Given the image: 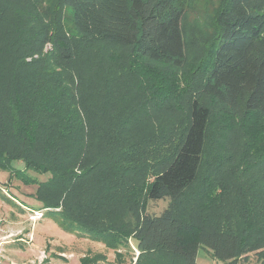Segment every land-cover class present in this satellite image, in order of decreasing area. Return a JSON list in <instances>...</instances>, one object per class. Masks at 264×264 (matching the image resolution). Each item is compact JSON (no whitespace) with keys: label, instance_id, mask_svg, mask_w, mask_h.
<instances>
[{"label":"trees","instance_id":"1","mask_svg":"<svg viewBox=\"0 0 264 264\" xmlns=\"http://www.w3.org/2000/svg\"><path fill=\"white\" fill-rule=\"evenodd\" d=\"M178 1L53 0L42 6L34 0H0V115H5L0 122L6 123V130H0V168L12 169L28 187L37 186L34 197L43 217L78 238L103 243L115 252L114 264L125 261L122 248L133 250L129 239L137 240L139 253L132 264H197L200 248L217 261L234 264L247 247L242 235L254 229L256 191H250L238 216L249 227L242 235L238 226L203 232L183 217L178 203L200 178L210 134L218 133L213 145L220 148L234 132L247 137L249 150L262 140L256 127L264 122V0H221L217 33L187 69L189 41L183 25L189 4ZM99 41L131 55L127 68L109 70L116 89L132 85L139 91L140 85L149 95L148 105L169 107L170 113L190 104L181 133L176 136L173 125L163 126L166 132L159 138L130 135L141 133L153 117L147 109L137 116L114 115L117 100H103L101 114L90 112L101 99L93 90H99L97 75L103 70L95 71L101 55L87 63L82 48ZM46 44L53 50L44 53ZM76 65L80 71L74 75ZM158 150L167 158L144 160ZM254 151L264 163V148ZM261 158L253 165L262 166ZM12 162H22L26 171H15ZM124 163L127 168L121 171L129 174L124 186L146 190L149 201L168 198L170 203L153 214L138 210L142 192L125 197L131 221L124 220L128 214L117 218V230L109 225L111 217L104 219L108 199L96 209L84 201L85 187L84 193L70 187L77 180L82 187L86 181L109 187L116 177L114 164ZM36 174L49 177L41 182ZM204 184L205 196L216 201L215 182ZM3 191L0 199L7 198ZM66 192L71 200L62 204ZM94 257L84 256L81 264L108 262L106 254Z\"/></svg>","mask_w":264,"mask_h":264},{"label":"rangeland","instance_id":"2","mask_svg":"<svg viewBox=\"0 0 264 264\" xmlns=\"http://www.w3.org/2000/svg\"><path fill=\"white\" fill-rule=\"evenodd\" d=\"M34 1L42 6H51V4L54 3L53 0ZM184 1L189 4L183 25L186 39L189 41L187 69L190 63H197L199 61L204 55L205 50L209 47L210 42L214 39L217 33L215 26L216 12L220 9L223 1L220 3L221 0H179L178 3H184ZM44 20H46V18H44ZM76 39H80V37ZM82 49H87L83 55V59L87 63L90 59L95 60L96 56L100 54L101 59H98L100 60V68H96L95 71L100 72L103 70V72H101L103 75H97L101 78L99 90H93L94 97H101L100 101H98L94 107L95 111L100 112H90L101 114L103 112L101 111L103 109V100H117V104L113 107L116 110L114 115L125 117L129 113L137 116V113L147 109L148 115H152L151 117H153L152 122H150L149 119L146 121L148 122V126L144 130H141V133H130V135L145 133L146 136L151 137L150 139H154L157 135L159 138L163 129L164 132H166L163 126L169 127L173 125L176 136L177 133L183 131L185 119H189V103H185L178 113H170L168 112L169 107L158 110L152 103L148 105L146 100L149 98V95L148 98L144 96L145 92L140 88V85L138 86L139 91L132 85L129 87L122 86V88L116 89L117 85L113 80L114 76L109 74V70L114 67L127 68L128 64L126 62H129L131 59L130 53H124L121 50L122 48L117 44L100 41L98 43L87 44ZM51 50H53L52 44H46L44 53H48ZM28 60L31 61V59ZM78 71H80V65L75 66V70H73L74 75ZM93 77L91 76L92 84L96 81ZM112 81L114 82L113 86L111 85ZM4 116L5 115H0V118L3 120ZM259 123L261 126L256 127V131L261 133L262 140H259L255 145L251 144L249 147L252 150L248 149L247 137L243 133H230L227 142H221L224 148L213 145L214 141L219 137L218 133L210 134V141L208 143L207 153H205V163L202 167L200 178L196 184L189 189L186 197L181 198L178 203L179 210L183 217L189 218L203 232L206 230H223L238 226L241 229L242 235L243 230H249V227L245 222L238 221L240 210L244 208V201L250 199V191L258 192V203L252 214L254 229L248 235H242L247 247L244 249V253H242L238 261L234 264H264V163L262 162V158L258 157L254 151L264 148V122L259 121ZM5 124L4 122H0V130H6ZM248 141L250 143L249 139ZM158 142L159 141H155L153 144L155 145ZM4 145H6V142H4ZM210 147H213L212 151ZM165 158H167V153L161 154L158 150L156 154L148 152L144 160H151L152 163ZM259 158H261L259 160L260 164H263L257 167L253 164L256 163L257 165ZM127 163H124L125 166L123 167L114 164L113 170L116 173V177H113V183L110 182L109 187L102 186L100 182L94 183L90 181H86L82 187V185H79L80 181L78 180L73 185L74 188L73 186L70 187L76 190V193L79 191L78 188H82L83 192V188L85 187L87 191L86 196L88 198L85 196L84 201H86L87 204L88 200L92 207L94 206L96 209L103 207V203L108 199L109 208L108 212H104V216H106L104 219H107L108 216L111 217L109 225L117 230L120 229L121 223L116 219L126 216L128 211L132 210L130 203L125 202V197L130 198L142 192L140 194V206L138 210L144 211L147 209L148 212L153 214L162 213L170 203V199L168 198L161 201H149L148 195L145 192L146 190L142 189L140 192H138V190L132 192L131 188L124 186L123 181L129 174L124 175L121 170H123L124 167L127 168ZM12 168L15 171H26L22 162H14ZM29 174L35 173L30 172ZM36 175L33 176L38 177L41 182L47 181L49 177L47 175ZM208 179L215 182L214 192H212V194L216 197V201H212L210 197L205 196L204 183L207 182ZM0 189L4 190L3 193L5 196H10V198L9 196L7 197L8 199L5 197L0 199V208H5V210H20L18 207L20 205L17 204V202L24 204L28 208V214L27 218L23 220L25 222L23 225L27 227L29 231L35 225L36 232H34V234L37 235V243L39 244L42 241L41 248L37 250H41L42 253L44 252L45 258L41 259L42 253L38 256L39 252L36 251L35 257H38L27 264H68L69 262L70 264H81L84 256L91 255L92 259H95V254L100 253V255H103L110 253L103 243L78 238L71 233H67L54 220L52 221L44 218L43 211L39 210L41 208V203L34 197L37 193V186H26L24 182L13 173L12 169L0 168ZM124 191L128 193L124 194ZM79 198H81V196H79ZM60 200L62 204H68L71 200V193H64ZM37 214L42 216L40 217ZM124 220L127 222L131 221L130 215L128 214ZM13 239L17 241L18 238ZM128 241H130L129 244L134 252L122 248V254L126 256L125 263L123 262L124 264H132L133 259L131 258H134L135 262L139 256L135 247L137 245V240L129 239ZM53 242L56 246L51 244ZM197 264L227 263L215 260L209 251L200 248Z\"/></svg>","mask_w":264,"mask_h":264},{"label":"crops","instance_id":"3","mask_svg":"<svg viewBox=\"0 0 264 264\" xmlns=\"http://www.w3.org/2000/svg\"><path fill=\"white\" fill-rule=\"evenodd\" d=\"M8 196L6 195V197ZM17 204L21 206H18L20 210H5V208H0V244H2V264H27L34 258H37L40 253H42L41 250H37L38 248H41L42 241L39 244L37 243L38 238L37 235L34 234V232H36V229L34 227L35 225L32 227V229H30V231L23 225L25 224V222L23 221L24 218H27L28 208L22 203L17 202ZM13 238L18 239L16 241ZM51 244L53 246H56L54 242ZM36 251L39 252L37 257H35ZM109 251V254L106 253V255L108 256V262L100 264L114 263L115 254L113 253L115 252H113L112 250ZM68 264H70V262Z\"/></svg>","mask_w":264,"mask_h":264},{"label":"built area","instance_id":"4","mask_svg":"<svg viewBox=\"0 0 264 264\" xmlns=\"http://www.w3.org/2000/svg\"><path fill=\"white\" fill-rule=\"evenodd\" d=\"M38 216H42V215H39V214H37ZM1 246H2V244H0V264H2V259H1V255H2V252H1ZM41 259H43V258H45V253L43 252L42 253V255H41V257H40Z\"/></svg>","mask_w":264,"mask_h":264}]
</instances>
